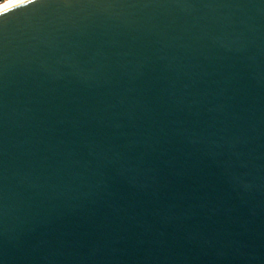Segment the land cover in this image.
Here are the masks:
<instances>
[{
	"label": "water",
	"instance_id": "95a60500",
	"mask_svg": "<svg viewBox=\"0 0 264 264\" xmlns=\"http://www.w3.org/2000/svg\"><path fill=\"white\" fill-rule=\"evenodd\" d=\"M0 264H264V0L0 11Z\"/></svg>",
	"mask_w": 264,
	"mask_h": 264
},
{
	"label": "bare ground",
	"instance_id": "6f19581e",
	"mask_svg": "<svg viewBox=\"0 0 264 264\" xmlns=\"http://www.w3.org/2000/svg\"><path fill=\"white\" fill-rule=\"evenodd\" d=\"M23 1L26 0H6L5 2H3V4L2 3L0 4V11L9 8L11 6L17 5L19 3H22Z\"/></svg>",
	"mask_w": 264,
	"mask_h": 264
},
{
	"label": "built area",
	"instance_id": "2783aa9c",
	"mask_svg": "<svg viewBox=\"0 0 264 264\" xmlns=\"http://www.w3.org/2000/svg\"><path fill=\"white\" fill-rule=\"evenodd\" d=\"M6 0H0V4L2 3L3 4V2H5Z\"/></svg>",
	"mask_w": 264,
	"mask_h": 264
}]
</instances>
